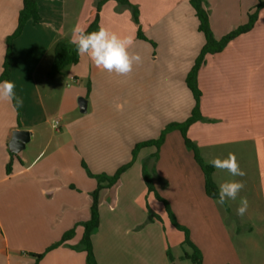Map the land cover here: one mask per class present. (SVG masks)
<instances>
[{
  "label": "crops",
  "instance_id": "obj_1",
  "mask_svg": "<svg viewBox=\"0 0 264 264\" xmlns=\"http://www.w3.org/2000/svg\"><path fill=\"white\" fill-rule=\"evenodd\" d=\"M97 1L36 0L39 21H27L12 41L9 81L23 104L15 107L14 102L0 101V264H33L32 254L43 252L73 226V237L47 251L38 264H87L85 252L70 245L79 242L80 222L90 216V192L97 181L87 171L111 172L97 163L113 159V137L104 139L99 129L118 119L114 82L109 84L103 70L87 56H79L56 74L73 83L66 82L60 92L48 85L51 78L47 76H42L46 88L41 90L37 71L57 41L69 42L74 24L88 26ZM258 1L204 0L214 35L221 37L245 23ZM129 2L139 8L138 23L131 8L116 0L105 1L99 11V26L130 36V49L143 55V64L134 65L129 74L127 113L144 123L153 112H164L166 121H183L194 106L185 76L204 42L193 8L189 0ZM21 7L22 0H0V70L5 39L14 30ZM138 28L144 38L137 36ZM197 80L202 119L188 127L187 135L207 163L229 153L235 156L245 176L232 177L214 168L213 180L217 186L227 180L242 181L244 188L236 199L246 197L249 207L245 215L237 216L239 201L228 200L220 206L218 198L205 194L201 168L177 129L180 136H172L176 132L165 136L158 162L162 167L166 162L187 161L189 170H184L178 188L170 192L176 194L166 198L177 216L178 210L190 216L191 221L183 223L201 251L202 264H264V7L258 9L251 29L220 52L206 55ZM81 96L87 100L86 109L71 118ZM15 130L28 131L17 152L9 147ZM95 131L96 138L92 137ZM103 144L111 146L107 156L99 149ZM143 152L149 155L153 150ZM136 171L139 186L136 183L132 199L122 179L99 193L100 222L91 239L97 264H153L154 250L160 254L158 264H171L165 251L183 240V233L176 234L165 220L160 223L162 229L158 222L152 223L139 200L146 191L139 165ZM254 220L259 222L255 232Z\"/></svg>",
  "mask_w": 264,
  "mask_h": 264
},
{
  "label": "trees",
  "instance_id": "obj_2",
  "mask_svg": "<svg viewBox=\"0 0 264 264\" xmlns=\"http://www.w3.org/2000/svg\"><path fill=\"white\" fill-rule=\"evenodd\" d=\"M107 0H99L96 3V12L93 20L86 27L88 31H94L99 26V11L103 3ZM119 3L128 5L131 8L133 19L136 23H138V9L135 5H132L129 0H117ZM191 7L193 8L194 14L197 18L198 30L202 33L204 37V42L200 48L199 53L190 69L188 70L185 76V84L190 90L192 97L194 99V106L189 114V116L183 120L182 122H171L169 123L161 132L157 139L146 140L143 142H139L135 145V149L144 146L154 145L156 150L158 151L160 145L164 141L165 134L172 130L177 129L182 138L185 146L192 152L193 159L200 166L201 171L203 173L204 179V191L205 194L210 198H218V186L213 180V171L214 168L207 162H205L200 153L197 145L188 137L187 129L188 127L202 119V114L199 109V101L201 97V90L198 85V71L202 64L205 61V57L208 54H214L220 52L225 46L236 36L241 33H244L251 29L255 24L258 16V9L264 7V1L259 0L255 6V9L248 14V19L245 23L236 26L231 29L221 37H216L211 29L210 21H209V12L204 5V0H189ZM40 19L39 8L36 0H22V7L19 10L17 16V24L14 30L6 37L5 44V55L2 62V74H0V80H8L10 77V68L12 63V41L20 35L25 23L27 21H31L32 23H37ZM137 36L140 38H144L142 32L138 28ZM79 60V56L76 53L75 46L66 40H59L54 45V57L48 71V77H53L56 74L62 72L63 68L66 65L76 63ZM157 151L152 155L144 158L142 162V179L145 184L147 192H152L154 196L162 201L164 204L165 210L167 212L168 218L172 225H174L178 230L183 233L182 244L188 245L192 252H184L182 257L185 259L191 260L195 264H202V255L200 249L193 243L190 238V231L187 226L181 224L176 219L174 213L170 209V205L168 201L162 197L154 187L150 170L147 166L148 159L151 157H156ZM134 153V152H133ZM130 165L126 163L119 167L113 174L109 175L106 173H97L93 174L90 171H87L88 174L94 177L97 181V185L90 192L91 204H90V216L87 220L80 222L82 226V235L79 242L75 245H70L73 249L82 250L85 252V258L87 264H97V260L95 258V254L92 246V234L99 227V193L102 189L108 188L112 186L120 177L122 172ZM83 166L84 163H83ZM11 170L10 163L8 162L6 165V172L9 173ZM75 228L74 226L70 229L66 230L61 237L48 245L43 252L38 254H32L35 259L33 264H38L39 260L42 256L49 250L58 247L64 243H67L69 239H71L74 235ZM169 254V253H168Z\"/></svg>",
  "mask_w": 264,
  "mask_h": 264
},
{
  "label": "rangeland",
  "instance_id": "obj_3",
  "mask_svg": "<svg viewBox=\"0 0 264 264\" xmlns=\"http://www.w3.org/2000/svg\"><path fill=\"white\" fill-rule=\"evenodd\" d=\"M204 5H205V3H204ZM137 9H138V14H139V8L137 7ZM197 25H198V22H197ZM140 31H142V30L140 29ZM224 34H222V35H224ZM130 51H132V49H130ZM133 51H134V49H133ZM53 57H54V48L50 49L47 52V54L44 57V60L41 62L40 66L38 68L37 73L39 74V85H40L41 90L46 88V86L42 87V85L44 84V82L42 80V76L48 77L47 73L50 70V67H51V64L53 61ZM141 57H142V62L140 64H143V55H141ZM130 73H128L126 75H117L115 73H108L106 71H103V75L107 76L110 79L107 82H109V84L111 82L112 83L114 82L113 90L115 91L114 95H116L115 96L116 98L114 101H116V103L118 105L117 107L119 109H116V110L114 109V115L116 114V116L118 118L116 120V123L114 125L109 124V123L104 124V126L99 129V131H100L99 134L105 135L104 139L106 137L108 138V135L113 137L112 138L114 140V143L112 146V148H113V159L110 162L105 160V159H102V162H98L97 164H98L100 169H104V171H106V170L111 171L109 173V175H111L119 167L130 162V165L122 172L119 179L123 180L125 186L128 185L130 187L129 198L132 199V197L137 193V190H138L136 187V185L138 183L135 180L136 172H137L136 171L137 166L139 165L140 170H141L140 174L142 176V162L144 161V158L152 155L153 153H155L157 151L156 147L154 145L139 147L136 149H135V145L139 142H143L146 140L157 139L159 137V135L161 134L162 130L171 122L166 121L164 119L165 115H166L164 112L163 113L162 112H158V113L153 112L151 115V120H149L148 122L146 121V123H144L140 119H135V120L130 119V117H132V116H129V114L127 113L128 92H129V76H130L129 74ZM65 77H66L65 75H62V76H59V75L55 76L54 75V79H53V77H48V78H51V79H49L50 83H48V85L49 86L52 85V87L55 91L60 92V89L63 86H66V82H68L69 84H73V83H71L72 81L69 82V79H66ZM77 84L78 83H75V85H77ZM74 97H76L75 99L77 101L78 96H74ZM70 115H71L70 116L71 118H73V117L75 118V117H78L81 115V112L78 108V105L75 107L74 111ZM54 118H55V116H53V114H52V119H54ZM173 122H176V121H173ZM179 122H182V121H179ZM175 130L176 129H172V130L168 131L165 134V136L169 132H176V133H173L172 136H177V135L180 136L179 132L175 131ZM92 137H94V138L97 137L96 131L92 133ZM117 138H119V139H117ZM164 139H165V137H164ZM117 140H118V143H117ZM161 145H160V147H161ZM109 148H111V146L109 147L108 145L103 144V146L99 149H103V155L107 156L108 155L107 149H109ZM147 149L148 150L152 149L153 152L149 155H145L146 151L143 152V150H147ZM94 151H95V146L93 147L92 152H94ZM141 155H143V158H141ZM158 158H159V149L157 151L156 157H151V159H148L147 166H148V169L150 170L149 172L151 173V177H152V181H153L155 189L157 190V192L162 197H164L167 200L166 196L170 195L171 197H173L176 194V192H174L175 194L173 192L172 193H170V192L172 189L174 190V188L175 189H176V187L178 188L177 184L180 183L179 181L182 178L181 175L185 174L184 170H189V165H188L187 161H175V162L173 161V162H166V165L164 164L161 167L160 162H158ZM165 168H166V170H164ZM184 179H185V177L183 178V180ZM169 183H170L171 187L167 186ZM138 186H139V184H138ZM169 188H171V189H169ZM119 192H120L121 200H123V202H124L125 199L123 198L124 197L123 196L124 194L122 193L123 190L121 189ZM139 200L144 202L145 208H146L145 210L147 211L148 215L151 216L152 223L158 222L159 224L160 223L163 224L164 223L163 221L165 220V222H167V224H168L167 226H169L176 234H181V236H182V232H180V230H178L170 222L162 201L158 200L152 192H147V190H146L144 192V194L139 198ZM238 201L239 200L236 199V202H238ZM168 203L170 205L171 211L174 213V215H175V217L179 223L185 225L183 223V221H188V222L191 221L190 216L183 214L182 212H180V210H178L179 216H177V214H175V210L171 207V204L169 201H168ZM234 205L238 206L236 204H234ZM121 207H123V206H121ZM122 213H126V212L123 211ZM227 217L233 223L235 222V221H233L234 219L230 216V214ZM161 224H160V226L162 229ZM189 225H190V223H189ZM185 226H187V225H185ZM254 226H255V228H254V232H255L257 230L256 228L259 226V222L254 220ZM105 227L108 228V225H105ZM94 233H96V231ZM165 233L168 234V232H166V228H165ZM91 239H92V237H91ZM184 252H192V249L188 245L182 244V242H181V244L174 245V246H172V248L168 247L167 250L165 251V256H166L167 261L171 262V264H176V263L177 264H195L191 260L185 259L182 257ZM158 255H160L159 252L154 250L153 251V264L159 263L158 262Z\"/></svg>",
  "mask_w": 264,
  "mask_h": 264
},
{
  "label": "clouds",
  "instance_id": "obj_4",
  "mask_svg": "<svg viewBox=\"0 0 264 264\" xmlns=\"http://www.w3.org/2000/svg\"><path fill=\"white\" fill-rule=\"evenodd\" d=\"M69 42L75 46L78 56H87L98 69L108 73L126 75L132 72L134 65L142 62L139 52L130 51L133 44L130 36L121 35L105 26H98L96 30L90 32L77 22L71 29ZM14 88L13 82L0 80V101L14 102L15 107H20L23 99L16 94ZM208 163L215 169L226 170L232 177L245 176L244 170L241 169L232 153L225 158H213ZM243 188L244 184L239 180H227L220 183L216 203L224 206L228 200H236ZM248 207L247 198L240 197L235 214L243 216Z\"/></svg>",
  "mask_w": 264,
  "mask_h": 264
},
{
  "label": "water",
  "instance_id": "obj_5",
  "mask_svg": "<svg viewBox=\"0 0 264 264\" xmlns=\"http://www.w3.org/2000/svg\"><path fill=\"white\" fill-rule=\"evenodd\" d=\"M87 105V100L83 97L78 98V106L80 111H85ZM28 134L26 130H15L12 133L11 141L9 142V147L11 151L17 152L21 147L24 146L26 141L25 136Z\"/></svg>",
  "mask_w": 264,
  "mask_h": 264
},
{
  "label": "built area",
  "instance_id": "obj_6",
  "mask_svg": "<svg viewBox=\"0 0 264 264\" xmlns=\"http://www.w3.org/2000/svg\"><path fill=\"white\" fill-rule=\"evenodd\" d=\"M56 124H57V120L54 121V125H56Z\"/></svg>",
  "mask_w": 264,
  "mask_h": 264
}]
</instances>
